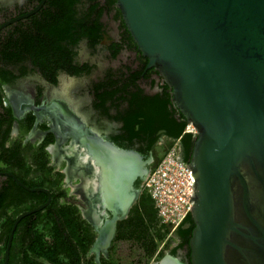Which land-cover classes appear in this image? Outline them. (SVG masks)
Returning <instances> with one entry per match:
<instances>
[{"label": "water", "instance_id": "water-1", "mask_svg": "<svg viewBox=\"0 0 264 264\" xmlns=\"http://www.w3.org/2000/svg\"><path fill=\"white\" fill-rule=\"evenodd\" d=\"M115 6L194 129L189 258L166 254L155 264H264V0H115ZM85 145L100 175L96 208L109 214L95 225L91 251L98 258L152 158L100 142ZM48 202L15 218L2 264H9L18 222Z\"/></svg>", "mask_w": 264, "mask_h": 264}, {"label": "flooded vegetation", "instance_id": "flooded-vegetation-1", "mask_svg": "<svg viewBox=\"0 0 264 264\" xmlns=\"http://www.w3.org/2000/svg\"><path fill=\"white\" fill-rule=\"evenodd\" d=\"M40 1L0 0V48L16 43L12 37L19 30L25 48L13 58L0 55V187L22 188L16 178L26 187L49 192L48 196L25 190L35 194V198H26L20 207L7 211L14 222L19 214L49 199L42 210L18 222L13 254L29 243L28 222H38L41 217L37 213L41 215L53 205L65 204L75 207L79 218L91 227L94 236L88 253L100 264L112 248L118 225L139 203L143 188L142 180L134 182L138 195L128 214L117 221L109 247L99 251L97 258L91 251L97 236L95 225L109 214L101 216L96 208L100 204V175L85 143H105L151 157V169L155 159L169 150L170 143H174L178 158L184 161L187 139L184 135L178 139L170 136L176 129L173 121L180 122L171 89L155 68L148 67L115 1L104 9L98 8L96 25H88L83 31L73 23L68 37L60 39L57 34L54 40L37 41L42 48L31 55L28 36L32 33L38 37L45 21L54 19L46 16L47 0L32 13ZM87 1L75 3L74 22L86 10ZM105 2L101 0L100 6ZM82 4L86 7L82 8ZM70 162L78 167L67 176ZM18 208L22 210L17 211ZM85 211L99 213L98 221L84 216ZM189 228L190 223L186 222L171 233L165 229L176 240L174 253L167 254L182 261L188 259L187 246L179 244L184 242Z\"/></svg>", "mask_w": 264, "mask_h": 264}, {"label": "trees", "instance_id": "trees-1", "mask_svg": "<svg viewBox=\"0 0 264 264\" xmlns=\"http://www.w3.org/2000/svg\"><path fill=\"white\" fill-rule=\"evenodd\" d=\"M115 0H107L106 5L100 6L101 0H88L87 7L82 4V8L86 7V10L78 16L75 22L72 20V10L75 3L79 0H47L46 16L54 18L53 20L45 21L42 31L38 34V37H33L32 33L28 36L29 45L28 50L32 55L34 52L42 48L39 47L37 41L41 40H54L57 34H60V39L68 37V29L73 23L77 28L84 31V28L88 25H96L98 16L97 10L104 9L105 7L112 5ZM82 31V32H83ZM14 42L12 46L0 48V55L7 57L20 56L21 50L25 49L23 42H21V31H15L13 33ZM70 38V35H69ZM25 39V40H26ZM37 43V44H36ZM187 126V122L180 114V122L173 121V128L175 132L170 136L174 139H178L184 135L187 139V156L185 162H189L192 147L195 141V137L191 133H185L184 130ZM162 157L159 158V160ZM33 196V197H28ZM35 194L26 192L21 187H0V245L2 251L1 263H3L4 250L7 243V238L11 230L13 220L7 216V211L10 208L20 207L26 198H35ZM54 206V207H53ZM50 209L39 215L41 219L37 222V219L29 221V236L31 239L25 246L22 260L24 264H83L82 256L88 251L90 244L92 243V237L88 232L86 225L76 214L75 207L70 205H53ZM22 210L18 208L17 211ZM16 211V212H17ZM159 219L154 208L153 200L146 189H143L139 203L131 210L129 217L123 223L120 222L117 228L116 240L119 239H132L146 241L144 244L147 259H149L157 250V242L155 237L150 234V225L153 222H157ZM189 222L190 228L186 231V238L183 243L179 244V247L183 245L187 246L189 258L188 241L191 236V231L194 227L190 213L185 217L182 224ZM153 225V224H152ZM180 225V226H181ZM159 230H163V234H166L165 227L160 224ZM15 229L12 245L10 248L9 264H12L13 248L16 242ZM151 237V238H150ZM49 238V239H48ZM148 240V242H147ZM113 248L110 249L109 259H104L100 264H117V260L113 258ZM174 253V250L173 252ZM84 264H97L94 261H88Z\"/></svg>", "mask_w": 264, "mask_h": 264}, {"label": "built area", "instance_id": "built-area-1", "mask_svg": "<svg viewBox=\"0 0 264 264\" xmlns=\"http://www.w3.org/2000/svg\"><path fill=\"white\" fill-rule=\"evenodd\" d=\"M189 125L187 124L185 131L193 133L194 129ZM188 164L189 162L178 158L173 146L142 179V187L149 192L153 200L160 224L170 233L182 224L193 205L191 185L194 178Z\"/></svg>", "mask_w": 264, "mask_h": 264}, {"label": "rangeland", "instance_id": "rangeland-1", "mask_svg": "<svg viewBox=\"0 0 264 264\" xmlns=\"http://www.w3.org/2000/svg\"><path fill=\"white\" fill-rule=\"evenodd\" d=\"M81 3L85 2V0H80ZM174 146V143H170L167 146V149ZM159 161V158L155 159V162L152 164L151 168ZM140 186V185H139ZM143 186V183H142ZM143 188V187H142ZM63 205V204H61ZM137 205V204H136ZM135 207V206H134ZM130 215V214H129ZM127 219H123L121 222L123 223ZM153 224V225H152ZM150 225V234L153 235L152 237H155L157 242V250L156 253H154L149 259H147L145 246L144 244L146 241H140L136 240V238H124V239H117L113 240L112 244V251H113V258L117 260V264H155L159 259H161L165 254L169 252H173L176 240L173 238L172 235L163 234V230H159L160 221L158 220L156 223L153 222ZM86 225V224H84ZM88 232L91 234V237L94 236L93 232H91V227L87 226ZM151 238V237H150ZM148 242V240H147ZM110 252V251H109ZM106 255L105 258H101V261L103 259H109V253ZM15 252L14 254H16ZM2 259V251H1V245H0V264ZM94 256L92 254H89L88 252L82 256V263L94 261ZM20 262L18 261V256H15L13 258V263Z\"/></svg>", "mask_w": 264, "mask_h": 264}, {"label": "bare ground", "instance_id": "bare-ground-1", "mask_svg": "<svg viewBox=\"0 0 264 264\" xmlns=\"http://www.w3.org/2000/svg\"><path fill=\"white\" fill-rule=\"evenodd\" d=\"M189 127L190 128H192V125L190 124L189 125ZM70 154V153H69ZM70 164V167L66 170V172H67V176H71L74 172H75V169H76V166H77V164L75 163H69ZM78 167V166H77ZM72 173V174H71ZM77 187H73L72 189L74 190V191H77V192H81V191H79L78 190V188L76 189ZM96 190V189H95ZM93 214V215H92ZM84 216H87L89 219H91V220H94V221H98V218H99V213H95V212H84Z\"/></svg>", "mask_w": 264, "mask_h": 264}, {"label": "crops", "instance_id": "crops-1", "mask_svg": "<svg viewBox=\"0 0 264 264\" xmlns=\"http://www.w3.org/2000/svg\"><path fill=\"white\" fill-rule=\"evenodd\" d=\"M24 249H25V247L23 248V250L21 251V252H19L18 254L16 253V254H13V255H15V256H19V263L18 262H16V263H13V260H12V264H24L23 263V260H22V258H23V256L25 255V253H24Z\"/></svg>", "mask_w": 264, "mask_h": 264}]
</instances>
